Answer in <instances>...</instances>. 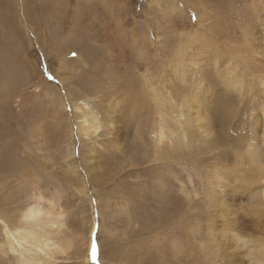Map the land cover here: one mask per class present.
<instances>
[{
	"label": "rangeland",
	"instance_id": "obj_1",
	"mask_svg": "<svg viewBox=\"0 0 264 264\" xmlns=\"http://www.w3.org/2000/svg\"><path fill=\"white\" fill-rule=\"evenodd\" d=\"M0 67V264L39 197L73 239L55 264H249L231 234L264 237V0H0Z\"/></svg>",
	"mask_w": 264,
	"mask_h": 264
},
{
	"label": "bare ground",
	"instance_id": "obj_2",
	"mask_svg": "<svg viewBox=\"0 0 264 264\" xmlns=\"http://www.w3.org/2000/svg\"><path fill=\"white\" fill-rule=\"evenodd\" d=\"M7 61V60H6ZM6 65V64H5ZM1 68V67H0ZM150 83V82H149ZM234 83V82H233ZM242 82H239V80L236 81V85H240ZM234 85V84H233ZM150 86V85H149ZM241 87V86H238ZM151 88V87H150ZM240 89V88H239ZM242 91V89H241ZM157 92V90L155 91ZM154 92V97L157 100L158 99V92L155 93ZM161 95V94H160ZM160 97V96H159ZM152 99H154L152 97ZM154 99V100H155ZM160 100V99H159ZM158 100V101H159ZM157 101V102H158ZM162 101V99H161ZM168 101V100H167ZM156 102V101H155ZM156 102V103H157ZM169 102V101H168ZM75 103V102H74ZM82 103L85 102L82 100ZM162 103H160L161 105ZM157 105V104H156ZM159 102H158V106ZM163 105H165V102L163 103ZM110 109H111V117H115L116 113H117V109H118V104L117 102H114L113 104H110ZM168 107V105H167ZM80 106L75 105V116L77 118V125H78V129L80 131H82L85 134H92L94 133L96 130L100 129L101 127H103V125L99 122V117L98 114H96V112L92 111V110H80ZM160 108V107H159ZM84 109V108H83ZM162 112L164 111V108L162 106ZM80 110V111H79ZM161 110V109H160ZM110 111V110H109ZM158 111V110H157ZM159 112V111H158ZM263 113H264V109H263ZM161 115V114H160ZM190 117V116H189ZM260 117H262L260 115ZM188 119V118H187ZM259 120H256L255 123H258ZM114 122V121H113ZM163 125V124H162ZM159 128V127H158ZM164 129V128H163ZM160 129V139L164 140L163 138L166 136V134H164V130ZM159 130V129H158ZM253 131V130H252ZM256 134V133H255ZM155 135V134H154ZM157 135V134H156ZM157 137V136H156ZM167 137V136H166ZM252 137V136H251ZM159 139V138H158ZM159 139V140H160ZM166 140V139H165ZM252 142V141H251ZM164 143V142H163ZM251 144V143H250ZM252 145H249L248 147H250ZM253 147V146H252ZM70 149V154L72 153V149L71 147ZM255 149L257 150L258 148L254 147V151ZM247 150V149H246ZM259 150V149H258ZM257 150V151H258ZM248 151V150H247ZM254 151L253 149L250 150V154L252 157V160L255 159L254 157ZM256 152V151H255ZM260 152V151H259ZM261 153V152H260ZM255 160H259V157L256 158ZM254 160V161H255ZM256 163V162H254ZM258 163V162H257ZM256 163V164H257ZM255 164V165H256ZM252 167V166H251ZM255 168H257V166H255ZM258 170V175L261 177L264 176V173L261 172V170L259 168H257ZM256 170V171H257ZM242 172V171H241ZM259 178V177H258ZM257 178V179H258ZM254 179V178H253ZM255 180V179H254ZM264 181V179H262ZM257 181V180H255ZM254 182V181H253ZM258 182V181H257ZM255 183V182H254ZM261 184L260 187V193L264 196V183L262 184L261 182L259 183ZM240 185V184H238ZM256 186V185H255ZM78 189V188H77ZM84 192V190H82ZM257 193V192H256ZM251 195V194H250ZM42 197H39L36 204L34 205H30L28 206L24 211H22V217L24 220V224L19 226H16L15 229V233H13L12 235H14V239L16 242L22 244L23 246H26L28 249L26 251H21L19 252L16 256H11L9 255V259L11 260L10 264H22V261H26L27 258L30 257V250H35L37 253L40 252V246L43 245L45 248H48L49 245H51L55 251L53 253L54 258L57 257V255H64L67 254L69 252V250L73 247V239L71 238H61L59 237V233L61 230V227L63 226V220H62V215L63 213L61 211L55 210V204H49V205H43L42 203H40ZM222 198V197H221ZM260 201V200H259ZM262 201V200H261ZM258 208V207H257ZM85 215V214H84ZM226 215V214H225ZM84 219H86V216H84ZM230 226V225H229ZM259 226V225H258ZM6 227V226H5ZM231 227V226H230ZM256 227V226H255ZM261 227V226H260ZM238 228V227H237ZM237 232V231H236ZM233 232L231 234V239L234 242L235 246L237 248H240L237 246V238L235 236V233ZM240 233V232H239ZM242 233V232H241ZM251 233V232H250ZM264 233V232H263ZM220 234V233H218ZM4 236L3 240H5V246L4 248L7 246L9 249L11 250H15V244L13 243V240L10 237V230L6 227L4 229ZM263 235V234H262ZM264 236V235H263ZM1 238V237H0ZM230 241V242H232ZM224 243V242H223ZM228 243V242H227ZM220 245V244H219ZM218 245V246H219ZM230 245V243L228 244ZM232 245V244H231ZM3 246V245H2ZM221 246V245H220ZM2 249V247H1ZM227 249V248H226ZM233 249V248H232ZM240 252V251H238ZM245 254V252H244ZM238 255V254H237ZM232 257V256H231ZM239 258V257H238ZM233 259V258H232ZM244 261V260H243ZM233 262V261H232ZM245 262V261H244ZM87 263V261L85 262ZM220 264V263H219Z\"/></svg>",
	"mask_w": 264,
	"mask_h": 264
},
{
	"label": "clouds",
	"instance_id": "obj_3",
	"mask_svg": "<svg viewBox=\"0 0 264 264\" xmlns=\"http://www.w3.org/2000/svg\"><path fill=\"white\" fill-rule=\"evenodd\" d=\"M256 166L264 173V162H259ZM262 179H264V176H262ZM216 235V229L210 227L207 233L208 239L200 241L198 246L201 249H205L209 243H216ZM235 236L237 238V246L245 252V259L249 261V264H264V237L239 232H236ZM54 251L55 249L51 245L48 248L41 245L40 252L37 253L35 250H30V257L26 261H22V264H55ZM216 252L218 256V247ZM208 264H217V260L213 258Z\"/></svg>",
	"mask_w": 264,
	"mask_h": 264
},
{
	"label": "snow or ice",
	"instance_id": "obj_4",
	"mask_svg": "<svg viewBox=\"0 0 264 264\" xmlns=\"http://www.w3.org/2000/svg\"><path fill=\"white\" fill-rule=\"evenodd\" d=\"M73 55H76V53L74 52Z\"/></svg>",
	"mask_w": 264,
	"mask_h": 264
}]
</instances>
